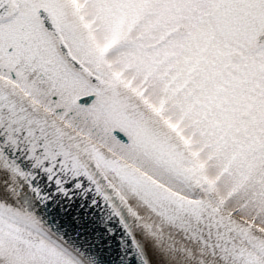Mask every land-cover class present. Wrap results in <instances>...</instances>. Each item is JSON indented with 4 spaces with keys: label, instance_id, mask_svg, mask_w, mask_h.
<instances>
[{
    "label": "snow or ice",
    "instance_id": "6c2138e0",
    "mask_svg": "<svg viewBox=\"0 0 264 264\" xmlns=\"http://www.w3.org/2000/svg\"><path fill=\"white\" fill-rule=\"evenodd\" d=\"M75 192L264 264V0H0V264H82L35 211Z\"/></svg>",
    "mask_w": 264,
    "mask_h": 264
},
{
    "label": "water",
    "instance_id": "95a60500",
    "mask_svg": "<svg viewBox=\"0 0 264 264\" xmlns=\"http://www.w3.org/2000/svg\"><path fill=\"white\" fill-rule=\"evenodd\" d=\"M35 211L82 264H146L123 214L117 216L95 192H75L71 199L57 195Z\"/></svg>",
    "mask_w": 264,
    "mask_h": 264
},
{
    "label": "bare ground",
    "instance_id": "6f19581e",
    "mask_svg": "<svg viewBox=\"0 0 264 264\" xmlns=\"http://www.w3.org/2000/svg\"><path fill=\"white\" fill-rule=\"evenodd\" d=\"M123 216L132 231V233L135 235L136 239L138 240L139 244H141V249L144 252V254L147 253L150 258L153 260V264H156L158 260V264H177V261L175 258H170L167 260V258L159 256L158 250L156 249L154 241H152L149 237H147L142 231H140L134 224V221L127 217L125 213H123ZM26 221L32 222V224H35V218L34 217H27L25 214ZM153 253H157L156 255H153ZM180 264H183V262H180Z\"/></svg>",
    "mask_w": 264,
    "mask_h": 264
},
{
    "label": "rangeland",
    "instance_id": "374dc122",
    "mask_svg": "<svg viewBox=\"0 0 264 264\" xmlns=\"http://www.w3.org/2000/svg\"><path fill=\"white\" fill-rule=\"evenodd\" d=\"M149 257V255H147Z\"/></svg>",
    "mask_w": 264,
    "mask_h": 264
}]
</instances>
